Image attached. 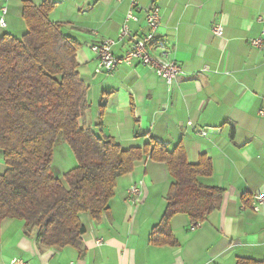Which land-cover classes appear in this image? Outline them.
Segmentation results:
<instances>
[{
	"label": "crops",
	"instance_id": "obj_1",
	"mask_svg": "<svg viewBox=\"0 0 264 264\" xmlns=\"http://www.w3.org/2000/svg\"><path fill=\"white\" fill-rule=\"evenodd\" d=\"M24 1L0 0V13L2 8L7 10L0 38L9 34L21 39L27 32ZM52 1L55 8L48 21L62 24L65 36L80 44L77 71L87 86L90 106L85 125L122 150L143 149L156 142L168 151L181 145L191 165L202 156L209 158L212 175L199 183L222 190L223 196L220 207L196 230H190L193 222L187 215H175L170 229L176 245L154 247L151 234L160 224L173 180L165 164L146 158L117 179L114 197L99 222L80 215L85 227L82 255L72 247L41 248L37 230L27 235L23 221L6 219L0 226V264L14 259L26 264L263 261L264 206L261 213H254L251 197L264 192V50L253 49L249 42L264 41V0ZM31 2L38 8L43 0ZM151 6L161 13L152 54L167 51L184 74L169 87L143 66L121 65L109 74L96 75L92 46L106 38L116 40L126 13L134 8L138 21L131 23V32L142 37L147 32L144 10ZM216 24L223 26L222 39L212 33ZM129 47V41L117 44L114 56L123 57ZM205 67L208 71H203ZM59 146L72 166L68 168H75L77 162H72L73 154L64 142L54 148L53 165ZM6 170L0 159V175ZM137 182H142V198L135 207L128 201V190ZM97 240H102V246L95 245Z\"/></svg>",
	"mask_w": 264,
	"mask_h": 264
},
{
	"label": "trees",
	"instance_id": "obj_2",
	"mask_svg": "<svg viewBox=\"0 0 264 264\" xmlns=\"http://www.w3.org/2000/svg\"><path fill=\"white\" fill-rule=\"evenodd\" d=\"M52 0L35 7L23 2L27 32L21 39L0 38V159L7 170L0 175V226L6 219L24 222V233L37 232L41 248L82 251L85 227L81 214L99 222L114 197L116 181L149 159L167 166L173 180L160 224L151 234L154 247L175 246L170 220L178 214L204 222L220 207L223 191L204 187L200 178L212 175V163L202 156L196 165L186 160L181 145L168 151L154 142L143 149L122 150L85 125L90 109L87 86L77 71L80 44L47 16ZM63 141L77 166L53 173L54 148ZM237 264H264L238 260Z\"/></svg>",
	"mask_w": 264,
	"mask_h": 264
},
{
	"label": "built area",
	"instance_id": "obj_3",
	"mask_svg": "<svg viewBox=\"0 0 264 264\" xmlns=\"http://www.w3.org/2000/svg\"><path fill=\"white\" fill-rule=\"evenodd\" d=\"M135 7L136 4L134 3ZM6 8L1 9L0 13V29L6 28L5 15ZM145 23L147 32L142 37H137L132 34L130 25L136 23L138 18L135 15V8L129 10L122 23L121 32L116 40L106 38L101 42L95 44L91 48V52L96 56L97 66L94 71L96 75L109 74L118 66L124 65L130 68L136 66H143L153 70L156 75L169 87L173 84L178 76L184 74L182 67L170 59L167 51H160L159 54H152V47L154 45L155 35L160 27L161 13L156 6H151L144 10ZM212 33L216 38L222 39L223 26L216 24L212 28ZM126 41L130 42V47L123 57H115L113 54V47L117 44H123ZM250 46L258 51L264 50V41L262 38H255L250 40ZM203 71H208V68H203ZM207 132H202L206 136ZM142 198V182L134 183L128 190V201L135 207L141 203ZM264 206V192L255 193L251 197V209L254 213H261ZM202 225L201 222H193L190 225V230H196ZM102 240H97L95 245L102 246ZM10 264H26L21 260H12Z\"/></svg>",
	"mask_w": 264,
	"mask_h": 264
},
{
	"label": "rangeland",
	"instance_id": "obj_4",
	"mask_svg": "<svg viewBox=\"0 0 264 264\" xmlns=\"http://www.w3.org/2000/svg\"><path fill=\"white\" fill-rule=\"evenodd\" d=\"M60 143H63V141H60L56 146L58 147V145ZM63 146H65V145H63ZM62 148L64 149V147H62V146L61 147L59 146V149L57 148L58 151L56 153L55 165H53V167H52L54 175H62L63 173H66L67 171H70L72 169V168H68V167H72V166H70V164H68V158H66V153H64ZM65 148H67V150H68L67 146ZM67 150L65 149L66 152H68ZM71 157H72V162L74 164H76L74 157L72 155H71ZM59 165H64V167L60 168ZM58 170L62 173H59ZM61 181L65 185V182L62 178H61Z\"/></svg>",
	"mask_w": 264,
	"mask_h": 264
}]
</instances>
